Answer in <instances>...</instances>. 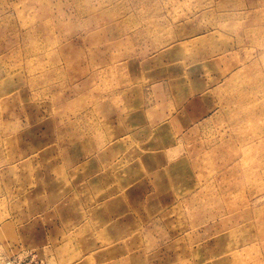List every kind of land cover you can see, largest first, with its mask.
I'll use <instances>...</instances> for the list:
<instances>
[{
	"label": "rangeland",
	"instance_id": "rangeland-1",
	"mask_svg": "<svg viewBox=\"0 0 264 264\" xmlns=\"http://www.w3.org/2000/svg\"><path fill=\"white\" fill-rule=\"evenodd\" d=\"M264 264V0H0V264Z\"/></svg>",
	"mask_w": 264,
	"mask_h": 264
},
{
	"label": "built area",
	"instance_id": "built-area-1",
	"mask_svg": "<svg viewBox=\"0 0 264 264\" xmlns=\"http://www.w3.org/2000/svg\"><path fill=\"white\" fill-rule=\"evenodd\" d=\"M6 264H9L8 262Z\"/></svg>",
	"mask_w": 264,
	"mask_h": 264
}]
</instances>
